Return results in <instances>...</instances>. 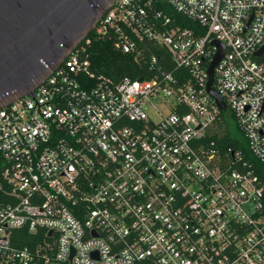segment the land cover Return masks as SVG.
<instances>
[{
	"label": "built area",
	"instance_id": "2783aa9c",
	"mask_svg": "<svg viewBox=\"0 0 264 264\" xmlns=\"http://www.w3.org/2000/svg\"><path fill=\"white\" fill-rule=\"evenodd\" d=\"M93 31L145 77L82 79L81 43L0 108V264H264V179L204 141L230 115L264 164V0H115Z\"/></svg>",
	"mask_w": 264,
	"mask_h": 264
},
{
	"label": "water",
	"instance_id": "95a60500",
	"mask_svg": "<svg viewBox=\"0 0 264 264\" xmlns=\"http://www.w3.org/2000/svg\"><path fill=\"white\" fill-rule=\"evenodd\" d=\"M114 2L0 0V108L20 97L33 96L36 88L92 33ZM219 47L210 73L224 52V47ZM263 50L264 46L255 54ZM211 83L208 90L214 94Z\"/></svg>",
	"mask_w": 264,
	"mask_h": 264
},
{
	"label": "trees",
	"instance_id": "16d2710c",
	"mask_svg": "<svg viewBox=\"0 0 264 264\" xmlns=\"http://www.w3.org/2000/svg\"><path fill=\"white\" fill-rule=\"evenodd\" d=\"M87 39L82 42L84 50L80 51V58L88 62V71H83L81 78L95 82L99 75H107L115 78H121L130 76L132 78H138L140 76L145 77L144 69L146 64H139L135 60V54L132 52L123 51L115 42V39L110 36H99L95 31H92L88 35ZM153 51L161 58L168 60V55L162 49L152 48ZM151 52H147V56ZM161 62V61H160ZM163 63V62H162ZM92 73L93 76L89 74ZM211 138L216 139L214 147L220 148L223 157H227L234 149H241L245 157L251 160L257 169V172L264 179V164L256 160V158L250 152L245 138L238 131L235 120L232 116H224V123L220 124L219 130L212 134V136L205 137L204 141ZM2 166V155L0 153V168ZM12 234L14 240H17L21 245L29 244L32 241V236L25 228L15 229Z\"/></svg>",
	"mask_w": 264,
	"mask_h": 264
},
{
	"label": "rangeland",
	"instance_id": "374dc122",
	"mask_svg": "<svg viewBox=\"0 0 264 264\" xmlns=\"http://www.w3.org/2000/svg\"><path fill=\"white\" fill-rule=\"evenodd\" d=\"M228 113H230V110H228Z\"/></svg>",
	"mask_w": 264,
	"mask_h": 264
}]
</instances>
